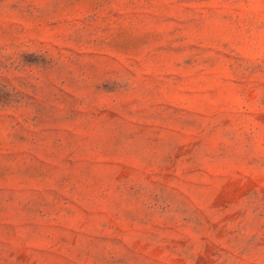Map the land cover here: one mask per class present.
Segmentation results:
<instances>
[{"label": "rangeland", "instance_id": "rangeland-1", "mask_svg": "<svg viewBox=\"0 0 264 264\" xmlns=\"http://www.w3.org/2000/svg\"><path fill=\"white\" fill-rule=\"evenodd\" d=\"M0 264H264V0H0Z\"/></svg>", "mask_w": 264, "mask_h": 264}]
</instances>
